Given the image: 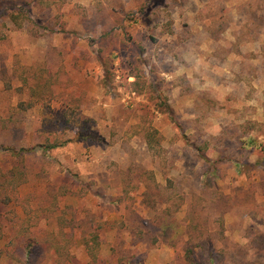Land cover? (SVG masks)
<instances>
[{
	"label": "rangeland",
	"instance_id": "obj_1",
	"mask_svg": "<svg viewBox=\"0 0 264 264\" xmlns=\"http://www.w3.org/2000/svg\"><path fill=\"white\" fill-rule=\"evenodd\" d=\"M46 138L73 139L24 154L0 264L61 232L66 260L43 243L33 259L90 264L97 224L95 264H186L188 245L201 264H264V0H0V152ZM61 183L71 226L47 209Z\"/></svg>",
	"mask_w": 264,
	"mask_h": 264
},
{
	"label": "trees",
	"instance_id": "obj_2",
	"mask_svg": "<svg viewBox=\"0 0 264 264\" xmlns=\"http://www.w3.org/2000/svg\"><path fill=\"white\" fill-rule=\"evenodd\" d=\"M26 10L21 8L17 14L15 12H12L13 18H17L18 15H25ZM19 106H21V109H25V106L22 102L19 103ZM88 134H83L82 132H77V138H81L84 135H91L94 134L93 132H87ZM160 133L159 130L156 128L149 127L144 131V139L146 141L147 147L149 150L154 152L155 154L160 153ZM73 138L68 139H62L59 140L57 138H53V140L45 139L40 144H37L35 146H32L30 148H24L21 147L19 150H15L12 147H5L2 152L0 153H6L10 156L15 157V159L19 160L18 164L12 165L9 168L1 169L0 168V204L2 205H8L13 200L14 192L15 190L22 185L24 182H26V173L21 170L22 165V158L25 157L24 154L27 152H33L36 153L37 151H40L41 153L47 154L50 150L61 147L67 142L72 141ZM197 150L200 152L202 151L201 146L196 147ZM199 155L202 156V154L199 153ZM21 163V165H19ZM75 182L71 183V186H74ZM72 187L66 188L62 183L59 184L56 189L50 188L49 190V203L50 206H47V209L49 213L55 218L57 221L59 227L62 224H66L71 226L69 224L68 220L65 218V208H67V205L64 207H60L59 201L60 197L63 194H67L71 192ZM89 190V184H82L80 187L75 188V190H72V193H78L79 196L84 195ZM71 193V194H72ZM175 205V203H174ZM177 206V205H176ZM175 206V207H176ZM178 208V206H177ZM1 219V218H0ZM1 227V223H0ZM102 225L97 224L96 227L93 229V231L90 234V237L88 239H83V244L86 249V253L89 255L90 258V264H95L98 261V252L100 249V242H99V231L101 229ZM61 232L59 235L56 233H51L49 236H47L42 241H35L31 236H26L22 239V241L18 243H14L13 253L17 254L20 258V261L22 264H39L36 260L33 259V255L35 252V249H37V244L43 243L46 244V249H52L54 253L58 255V259L66 260L69 257L68 253V246L70 245V242H66L65 244L61 243L62 235ZM1 235V234H0ZM155 238H153V241ZM68 243V245H67ZM211 243V242H210ZM211 245V244H210ZM195 249L194 246L188 245L186 246L185 252H184V260L186 264H201L200 261H198L195 258ZM210 263L214 264V258L209 255ZM129 260V259H128ZM121 264H126L125 261H122ZM130 264V263H127ZM133 264H140V262L133 263Z\"/></svg>",
	"mask_w": 264,
	"mask_h": 264
}]
</instances>
